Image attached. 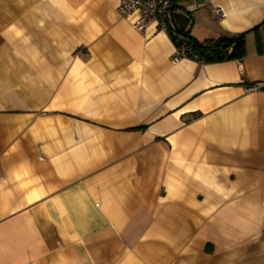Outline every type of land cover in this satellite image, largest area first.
Masks as SVG:
<instances>
[{"label": "crops", "instance_id": "obj_1", "mask_svg": "<svg viewBox=\"0 0 264 264\" xmlns=\"http://www.w3.org/2000/svg\"><path fill=\"white\" fill-rule=\"evenodd\" d=\"M118 4L0 0V264H264V53L173 64ZM193 5L199 42L264 22Z\"/></svg>", "mask_w": 264, "mask_h": 264}, {"label": "trees", "instance_id": "obj_2", "mask_svg": "<svg viewBox=\"0 0 264 264\" xmlns=\"http://www.w3.org/2000/svg\"><path fill=\"white\" fill-rule=\"evenodd\" d=\"M171 5L175 10H185L184 5L190 4L191 0H170ZM185 13L184 15H188ZM262 26L258 25L249 31L241 33L235 37H222L214 40H207L199 42L190 35L189 32L175 27L167 30V34L170 35L175 48H185L188 52L189 59L195 57V61L199 64H212L231 60H241L247 55L245 36L252 34L254 37V43L256 53L262 55L264 53V38L261 34Z\"/></svg>", "mask_w": 264, "mask_h": 264}, {"label": "built area", "instance_id": "obj_3", "mask_svg": "<svg viewBox=\"0 0 264 264\" xmlns=\"http://www.w3.org/2000/svg\"><path fill=\"white\" fill-rule=\"evenodd\" d=\"M119 4L116 8L118 15L122 19L130 18L136 14V19L133 23L136 31L142 35L148 25H156L157 31L166 32L169 28H173V14L191 13L196 9V6H189L185 10L171 9L170 0H118ZM216 17H223L222 9L214 10ZM188 57V52L185 48L176 49L171 57V63L176 64ZM195 59V57H192ZM243 91L246 94L264 91V81H258L243 86Z\"/></svg>", "mask_w": 264, "mask_h": 264}, {"label": "rangeland", "instance_id": "obj_4", "mask_svg": "<svg viewBox=\"0 0 264 264\" xmlns=\"http://www.w3.org/2000/svg\"><path fill=\"white\" fill-rule=\"evenodd\" d=\"M261 34H262V37L264 38V26H262V29H261ZM250 35V36H249ZM252 34H248L246 39L248 40V42H250V40L252 39Z\"/></svg>", "mask_w": 264, "mask_h": 264}, {"label": "water", "instance_id": "obj_5", "mask_svg": "<svg viewBox=\"0 0 264 264\" xmlns=\"http://www.w3.org/2000/svg\"><path fill=\"white\" fill-rule=\"evenodd\" d=\"M203 0H194V3L197 5H200L202 3ZM171 9H174V6L171 5Z\"/></svg>", "mask_w": 264, "mask_h": 264}]
</instances>
